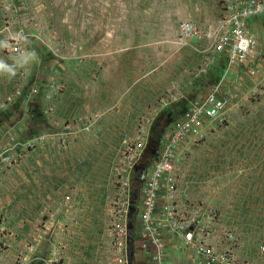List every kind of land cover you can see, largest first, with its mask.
<instances>
[{"label": "rangeland", "instance_id": "374dc122", "mask_svg": "<svg viewBox=\"0 0 264 264\" xmlns=\"http://www.w3.org/2000/svg\"><path fill=\"white\" fill-rule=\"evenodd\" d=\"M224 6L0 0V138L16 140L1 163L0 264H105L125 187L129 264H153L140 253L150 241L140 233L141 171L220 79L230 87L225 119L183 151L176 200L214 212L221 243L232 232L240 258L264 257V11L248 20L252 72H224L207 36ZM38 136L44 143L26 147ZM153 226L162 239L165 227Z\"/></svg>", "mask_w": 264, "mask_h": 264}, {"label": "built area", "instance_id": "2783aa9c", "mask_svg": "<svg viewBox=\"0 0 264 264\" xmlns=\"http://www.w3.org/2000/svg\"><path fill=\"white\" fill-rule=\"evenodd\" d=\"M263 11L264 0H225L224 10L217 24L207 33L213 50L225 58L224 72L230 67L237 71L252 72L248 56L254 41L248 31V20ZM191 28L188 21L182 22V30L186 32ZM231 87L235 86L231 84ZM229 88V82L223 83L220 79L213 83L198 101L189 105L184 114L163 133L155 158L141 171L139 213L143 227L141 226L140 233L150 237V241L143 243L141 248L146 249V244L149 243L155 249L151 257L153 264H160V250L163 247L161 230L155 234L156 229L153 226L155 222L161 223L166 230L169 229L180 235L183 243L191 245L204 264H264V257L254 262L237 256L235 238L230 231L225 233L221 243L220 228L214 212L211 210L204 212L199 206L188 207L185 203L180 205L176 200L175 178L180 171L181 155L191 142L200 140L213 125L224 121L231 101ZM44 141V136H38L35 140L31 138L27 140L26 147ZM15 145V137L10 132L4 131L0 138V171L3 170L1 165L3 160L12 162L13 157L9 153L14 150ZM24 150L19 148L17 156ZM127 161L130 168L133 157L129 156ZM125 189L126 187L121 192L120 188L121 193L113 201L109 224L110 253L105 264L130 262L127 248L128 208ZM159 201L163 209L157 211Z\"/></svg>", "mask_w": 264, "mask_h": 264}, {"label": "crops", "instance_id": "0c3cea01", "mask_svg": "<svg viewBox=\"0 0 264 264\" xmlns=\"http://www.w3.org/2000/svg\"><path fill=\"white\" fill-rule=\"evenodd\" d=\"M165 236L162 237L163 247L160 250L161 262L160 264H204L194 248L191 245L183 243L180 235L167 229ZM109 242V239H108ZM155 250L149 243L146 244V249H141V254L146 256L150 261L152 252ZM106 256L105 263L107 262ZM152 264V263H151Z\"/></svg>", "mask_w": 264, "mask_h": 264}, {"label": "trees", "instance_id": "16d2710c", "mask_svg": "<svg viewBox=\"0 0 264 264\" xmlns=\"http://www.w3.org/2000/svg\"><path fill=\"white\" fill-rule=\"evenodd\" d=\"M151 152H153V150H152ZM155 155H156V154H155ZM155 155H154V158H155Z\"/></svg>", "mask_w": 264, "mask_h": 264}]
</instances>
